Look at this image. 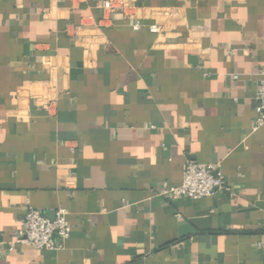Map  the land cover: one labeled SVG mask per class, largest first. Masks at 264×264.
Returning a JSON list of instances; mask_svg holds the SVG:
<instances>
[{"label": "crops", "instance_id": "crops-1", "mask_svg": "<svg viewBox=\"0 0 264 264\" xmlns=\"http://www.w3.org/2000/svg\"><path fill=\"white\" fill-rule=\"evenodd\" d=\"M102 1L0 0V264H264V0ZM187 160L229 190L159 195ZM27 205L61 248H9Z\"/></svg>", "mask_w": 264, "mask_h": 264}, {"label": "built area", "instance_id": "built-area-1", "mask_svg": "<svg viewBox=\"0 0 264 264\" xmlns=\"http://www.w3.org/2000/svg\"><path fill=\"white\" fill-rule=\"evenodd\" d=\"M123 0H118L113 6L111 0H103V9L112 10L122 6ZM137 26V25H136ZM157 32V27L150 28ZM258 80L255 89V118L253 129L264 128V70L258 71ZM226 178L218 163L204 164L194 160H187L183 167L181 182L170 185L163 182L159 195L171 199L185 197L189 199H201L214 196L217 192L227 191ZM70 224L66 218V210L58 208L53 217H46L40 210L27 205L25 215L20 221L10 249L14 244H26L40 250H56L62 247L63 242L69 237ZM13 245V246H12Z\"/></svg>", "mask_w": 264, "mask_h": 264}, {"label": "clouds", "instance_id": "clouds-1", "mask_svg": "<svg viewBox=\"0 0 264 264\" xmlns=\"http://www.w3.org/2000/svg\"><path fill=\"white\" fill-rule=\"evenodd\" d=\"M2 199H3V202L5 203V206H6L8 200L17 201V200L20 199V197L3 195V198ZM4 222H6V223L10 222V218H5L4 219Z\"/></svg>", "mask_w": 264, "mask_h": 264}]
</instances>
